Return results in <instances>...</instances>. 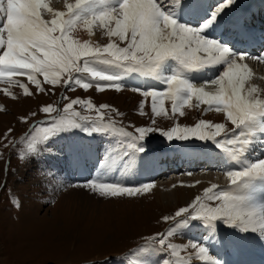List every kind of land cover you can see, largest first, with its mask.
<instances>
[{
	"label": "snow or ice",
	"instance_id": "snow-or-ice-1",
	"mask_svg": "<svg viewBox=\"0 0 264 264\" xmlns=\"http://www.w3.org/2000/svg\"><path fill=\"white\" fill-rule=\"evenodd\" d=\"M235 2L219 0L209 14L202 0H74V3H66V11L54 9L47 0H0V81L18 85L25 95L33 93L17 77H25L35 85L37 92L46 91L44 84L55 86L61 83L68 90H74L76 86L88 90L95 85L98 91L106 88L119 91L123 87V78L137 73L162 77L166 85L164 89H132L145 98H151L153 125L155 117L169 114L165 108L166 99L171 101L173 116H184L182 109L185 105L197 108L205 105L204 112L214 109L225 114L224 122L200 119L194 126L177 124L162 132L169 141L211 140L240 166L234 170L224 169L230 178L228 188L212 184L203 189V195H196L173 215L163 216L164 221L174 226L166 233L147 237L145 245L137 250L139 252L154 245L179 257L178 249L190 247L195 252L189 253V260L184 264H190L192 255L201 264H221L205 244L178 245L171 242L170 238L176 231L194 219L212 231H215L216 221L222 220L241 231H255L264 239V200L257 199L255 195L257 182L264 181V158H246L249 148L257 141L258 133H264V96L256 85L249 83L251 72L244 63L248 58L264 62V54L250 57L245 52L236 53L203 34L224 9L232 7ZM166 4L192 15L202 13L207 19L202 16L203 22L198 26L180 23ZM43 13L52 18L45 19ZM78 27L85 28L89 34L94 28H99L109 37V42L101 46L89 40L81 41L76 36ZM169 60L175 61L176 67L165 75ZM220 64L224 65L223 71L203 84L197 85L187 78L188 72ZM102 66H110L116 71ZM78 103L85 102L77 98L64 105V112H70L71 116H61L60 110L51 104L42 106L41 111L47 114L48 119L39 121L33 126L34 131L22 138L26 146L19 152L20 158L27 161L38 156L51 137L80 129L89 135L100 133L120 137L117 148L109 151L101 166L107 169L119 163L128 167L137 154L144 152L145 138L162 131L154 126H140L133 132L117 127L114 122L105 123L101 110L111 107L106 104L97 108L98 119L81 117L73 107ZM86 106L89 109L95 107L90 101ZM140 108L143 110L144 101H141ZM229 122L232 127L227 126ZM260 142L264 143V137ZM117 151L118 160L112 157V152ZM71 186L108 198L135 197L153 187L150 182L125 185L107 179H90ZM161 264L173 262L165 259Z\"/></svg>",
	"mask_w": 264,
	"mask_h": 264
},
{
	"label": "rangeland",
	"instance_id": "rangeland-1",
	"mask_svg": "<svg viewBox=\"0 0 264 264\" xmlns=\"http://www.w3.org/2000/svg\"><path fill=\"white\" fill-rule=\"evenodd\" d=\"M47 2L57 3L58 6L61 0H47ZM257 3L264 8V0H256L251 9L231 13L228 11L226 14L224 23L229 22L243 11L248 14L241 21L239 29L235 26H230L228 29L238 42L247 43V39L252 38L249 37L248 24L251 23H249L251 20L253 23L257 20L255 17L254 19L251 18V10H256ZM249 5V0H242L241 8H248ZM210 8L208 7L207 10ZM43 16L46 19L47 13H43ZM206 17L204 16L203 19ZM200 19L196 21L197 23L188 22L198 26L199 23L203 22L202 17ZM224 23L222 26L226 25ZM259 25L264 29V23ZM94 32H96V39L92 42L93 44L102 46L109 42V37L102 30L95 28ZM263 32L257 28V34H254L252 38L257 40L258 46L264 41L260 40L261 37H264ZM217 34L219 35V33ZM217 34L212 38H216ZM223 41L222 43H232L229 40ZM248 63L250 70L259 75L254 80L255 84L264 87V78L262 80L260 76L264 74V68L254 61H248ZM102 67L109 71H116L110 66ZM127 77L137 80L140 77L150 78L152 76L130 73ZM127 77L123 78V87L119 91L114 88L98 91L95 85L88 90H84L80 86H76L74 90H68L61 83L55 86L44 84L45 92H37L35 85L27 81L25 77H17L28 85L32 95H25L23 89L16 84L10 85L0 81V264H145V262H151L153 256L156 258V263L159 260L162 262L165 259H170L173 264H179V259L154 245L148 246L143 252L137 250L145 245L147 237L157 233H166L170 227L174 226L171 222L164 221L163 216L173 215L179 207L186 206L191 202V198H181L180 190H188L189 185H183L184 182L178 178L186 177L185 174H190L191 171V173L200 171L202 165L198 163L195 166L192 165V170L189 168L185 170L182 167L185 165L183 160L185 155L194 154L195 156V153L199 152L202 159L199 161L203 164L209 154L221 155L223 161L226 162V159L223 158L225 153L211 140L205 141L209 146L200 151L192 150V152L190 149L178 147L180 149L177 151L179 154L173 155L168 152L166 143L170 144L180 140L169 141L162 132L168 131L177 124L188 127L194 126L201 117L196 112H184V116L178 114L173 116L171 103L168 102L170 100L166 99L165 108L169 114L155 117V124L153 125V114L148 107L150 97L145 98L141 94L136 102L133 95L137 92L132 94L126 90L131 92L133 88L143 85L140 81L138 82L141 85L135 83L134 80L127 81ZM40 79L43 80L42 77ZM145 86L149 88L148 85ZM5 89L7 92L4 91ZM123 90L125 91L123 92ZM77 98L85 102L73 106L74 111L80 112L81 117L98 119L97 108L101 104H106L111 107L101 110L104 113L105 123L114 122L117 127H124L133 132L135 127L140 126H154L162 130L149 134L143 141L145 150L140 154L147 157L146 161L148 167L151 168V174L147 172L146 175L145 172L137 171L139 177H133L134 179L131 181H122L104 178L102 175L94 177L91 174L89 176L84 171L82 172L83 169L79 171L77 167L73 168L75 165L72 163V156H78L77 146H82L80 151L85 159L84 155L92 152L91 146L94 144L93 155L95 158L93 162L96 165L104 159V154L109 152L110 148L118 144L120 140L118 136L107 134L93 133L89 135L80 129L61 132L51 137L43 145L41 154L38 156L27 161L20 158L19 152L26 146L22 138L34 131L33 126L38 125L39 121L48 119L47 114L41 111V107L51 104L60 110L61 116H71L70 112H64V105L69 103L71 99ZM88 101L95 107L87 108L86 102ZM141 101H144L143 110L140 108ZM33 113L36 115L33 116ZM24 118L27 120L25 121ZM77 119L79 120V118ZM81 122L87 123L89 121ZM39 126L43 127L44 125ZM227 126L232 127L230 123ZM197 140L199 139L190 138L188 141L192 145V142H197ZM12 142H15L14 145ZM253 147L255 148L252 152L259 154L255 155L256 159L264 158V145L260 142ZM155 156L161 159V162L165 161V165L157 166L156 161L153 162ZM92 158H90L91 162ZM64 160L69 161L72 166L69 168L70 164H66L67 171H58L62 169ZM151 162L152 166H150ZM169 163L174 167L173 171L167 168ZM94 165H89V169L92 168V171L96 172L93 170ZM147 170L149 171V169ZM70 171L72 172L71 176H73L71 179H75L73 181L68 179ZM140 174L142 175L140 176ZM67 175L68 177H66ZM156 175L159 176L156 177ZM221 175H224L223 179L230 180L225 174L221 173ZM90 179L120 181L125 185H140L150 182L153 187L147 193L135 197L108 198L101 197L86 189L83 190V188L71 186ZM154 187L158 191H155ZM223 188L226 187L223 186ZM77 189L87 193L83 196L84 194H80ZM164 191L171 194V197L161 198L160 194ZM88 196L91 199H88ZM215 225L218 231H221L219 233H227L239 242L240 237H244V239L246 237V234H242L241 230H237L235 226L226 225L222 220H217ZM194 226L202 229L206 227L200 220L194 219L189 224L181 226L170 238L171 242L176 244L180 237L190 236L187 234H192L190 239L195 240L194 235L197 232L194 230ZM201 237L200 234V238L197 239L201 240ZM261 240L259 246L255 245L254 248L259 250L264 248V242ZM249 242V247L242 244L231 255L222 254L220 258L224 262L221 264L251 262L249 251L253 250L252 244L257 242L253 243L251 240ZM228 247L232 249L234 247L233 242ZM155 253L156 255H154ZM258 254L260 255L259 251ZM260 256L264 261V251ZM161 262L157 264H161Z\"/></svg>",
	"mask_w": 264,
	"mask_h": 264
},
{
	"label": "bare ground",
	"instance_id": "bare-ground-1",
	"mask_svg": "<svg viewBox=\"0 0 264 264\" xmlns=\"http://www.w3.org/2000/svg\"><path fill=\"white\" fill-rule=\"evenodd\" d=\"M209 1H211V0H202L203 7L205 9L208 8V7L206 8L205 6L210 4ZM48 3L54 9H57V10H60V11H66V3H74V0H63V1L61 0L60 4L58 6H57V3L56 4L55 3L51 4L50 2H48ZM241 5H242V0H236V2L234 4V6L232 7V9H229V8L224 9V11L217 17V20L207 30H205V32L203 34L205 36H207L208 38H212L217 33H219V35L217 34L216 38H212V39H215V40L219 41L221 44L226 45L230 49H240L239 53L240 52H246V53H248L250 55V57H256V56H259L261 54H264V41L259 47H256V46H258L257 40H253L252 39L254 37V34H257L256 33L257 32V28H258V30H261V28H262L261 25H259L260 22L258 20H256L254 23H252V27H250L251 26L250 25L249 28H248L249 37H252V38H248L247 39V43L238 42L235 39V37H233V34L230 33V31L228 30L230 26H235V27H237L239 29L241 21L245 17H247V15H248L246 11L245 12L243 11L242 13H238V15L236 17H234L232 20H230L229 22H225L224 23V21L226 20L227 12L228 11L230 13L233 12V11H239L240 12V11L243 10L241 8ZM170 6L171 5H167L166 4V8L167 9H171L175 13V15H176V17H177V19H178V21L180 23H185V24H190L189 22L197 23L196 21L199 20L200 17H202V15H203L202 13L196 14V15H192V14H189L187 12H183L181 10V8H179V7H172L171 6V8H170ZM249 9H251V8H249ZM210 11H211V9L208 10L209 14H210ZM51 18L52 17L49 14H47V18L46 19L50 20ZM223 23L226 24V25L222 26ZM222 28L226 29V30H224V32H221ZM94 31H95V28L93 30V33L89 34L88 31L85 28L78 27V29L76 31V36L81 41L89 40L91 42H94L95 39H96V32H94ZM225 32H227V33L225 34ZM223 40H226V41L229 40L232 43H229V42L228 43L227 42L222 43V42H224ZM260 40H264V37H261ZM248 61H254V62L258 63V64H261L262 67L264 68V62H262L260 60H257V59L248 58V59H246V62L244 61V63H246L248 65L249 70H250V64L248 63ZM175 67H176V62L173 61V60H169L166 63V67H165L166 71H165L164 74L165 75L170 74V71L173 70ZM223 68H224V65L220 64V65H217L215 67H207V68H203L201 70L191 71V72L186 73V75H187V78L190 79L193 83H195L197 85H200V84H203L205 80L214 78L217 73L219 75V73L221 71H223ZM250 72H251V76L249 78V83L256 85L254 80L257 79V77H259V75L257 73H254L251 70H250ZM218 75H216V76H218ZM260 76H261V79L263 80L264 74H262ZM127 78H126L127 81L134 80L133 78L132 79L129 78V77H127ZM24 81H26V80H24ZM134 81H135V83H138V84H139L138 81H140L142 83V85H143L142 87H144V88H147L145 85H148V87H154V88H157V89H164L166 87V85L163 82V78L162 77L161 78L154 77V79H153V77H150V78L140 77V78H138L137 80H134ZM139 85H141V84H139ZM4 86L6 87V85H4ZM256 86H257V88L259 90H261V95L264 96V87H262V86L260 87V85H256ZM206 87H207L208 90H213L211 88V86H206ZM124 91L125 90H123V92ZM126 91L128 93H132V94H134L133 92H135L133 90L131 92H130V90L129 91L126 90ZM104 94H106V93H104ZM140 95H141V93L134 94L133 95V99L137 102L138 97ZM165 102H167V101L165 100ZM168 102L171 103V101H168ZM193 103H195V101H193ZM148 107H149V109L151 111V98H150V102L148 104ZM205 107H206L205 105H200L198 108L197 107H190L189 105H185L184 108L182 109V111L183 112H187V113H191V112L195 113L196 112L201 117V119L211 120L214 123H219V122H224L225 121V114L217 113L214 109L209 110L207 112H204L203 109ZM262 137H264V133H258L257 141L255 143H253V145L249 148L248 152L246 153V158L248 160H255L256 159V156H257L258 152H252L253 149L255 148L253 146L255 144L260 143V138H262ZM262 145H264V143H262ZM117 146H118V144H116L115 146L111 147L110 149L112 150L114 148H117ZM80 147H82V146H80ZM80 147L77 146V148H78L77 155L78 156L77 157H75L74 155L72 156V163H73V165H75L73 168L77 167V169L79 171L81 169H83L82 172L84 171V173L85 174H89V176L91 174H93L94 177L102 175V177H104V178H109V179H113L114 178L113 180L116 179V180H122V181L123 180L131 181L132 179H134L133 177H135V178H136V176L139 177L137 175V171H139L140 173H144L145 172L146 175H147V172L148 173L150 172V174L152 173L151 168L148 167V165H147V161H146L147 157L145 155H143V154H140V153L137 154L135 159H134V161L132 162V164L130 166H128V167H125L124 165L119 164V163H115V164L112 165V167L105 169V168H102L101 161H106L107 160V155H108L109 152L104 154V156H103L104 159L103 160H101L99 163L94 165L93 160H94L95 157L93 155V149H94L95 145L92 144V146H91L92 152H89L87 155H84L86 157L85 159L83 158V155L81 154ZM195 154H196L195 156H194V154L193 155L186 154L184 159H183L185 165H183L182 167H184L185 170H187L188 168L190 170H192L191 169L192 165L195 166V164L200 163V165H202V168H201L200 171H193L195 174L191 173L192 172L191 171V172H189L190 174H185L186 177H179L178 178V180H181L182 182H184V183H182L183 185H187V184L189 185V189L188 190H186V189L185 190L184 189L180 190L181 191L180 192L181 198H183V199H185V198L186 199H188V198L193 199V198H195L196 195H203V189L207 188V187H210L212 184H216L218 186H221V187L224 186V187L228 188L229 185H230V180L223 179L224 175H221V173H223V174H225V176H227L226 172L224 171V169H233L234 170V169L238 168L240 166V164L237 163V162L231 161L229 158H225L226 159V162H225V161H223L221 155H217V154H209V157L207 156L205 158V160H204V163L202 164L199 161L201 159V153H199V152L197 153L196 152ZM91 157H93L92 158V162H91V159H90ZM112 157L118 160L119 152L118 151L117 152H112ZM74 158H78V159H74ZM217 160L221 161V162H224L225 165H223V164L219 165L217 163ZM154 161H156L155 164L157 166L159 165L161 167V166L165 165V161L161 162V159L156 158V156L153 158V162ZM66 164H70L68 166L69 168L72 166L69 161H65L64 160L62 162V165H63L62 169H59L58 171L66 170L68 168V167H65ZM89 165H94L93 166V170H95L96 172L92 171V168L89 169ZM150 166H152V162L150 163ZM147 169H149V171ZM71 174H72V172L69 174V178L68 179L73 181L75 179H71V178H73V176H71ZM141 175L142 174H140V176ZM66 177H68V175ZM161 185H163V184H161ZM76 188H80V187H76ZM83 190H85V189H83ZM154 190L158 191V190H156L155 187H154ZM79 192H80V194H84L83 196H85V193H87V192H82V191H79ZM160 195H161V198H165V199L168 198V197H171V194H169L167 191L166 192L165 191L161 192ZM255 195H256L257 199L264 200V198H263V195H264V182H262V183L261 182H257V190H256ZM88 197H89L88 199H91L90 196H88ZM194 230L197 232V234L194 235V238H196L195 240L194 239H190L192 234H187V235H190V236H187V237L185 236L184 238L180 237V239H178L176 244H178V245H180V244L190 245V243H192V242H199V243L205 244L209 248L210 254L212 256H214L217 260H219L221 263L224 262V260L222 258H220V256L222 254L223 255H231L232 253L235 252L237 247H240L243 244V243H241V241L239 242V241L233 239L232 237H230L227 233H219L221 231H218V228H217L216 225H215V231H212L209 226H206L203 229L201 227L194 226ZM237 230H239V229L237 228ZM241 233L242 234H246L245 239H246V242H247V246L243 244L245 247H249L250 246L249 240L253 241V243L257 242L254 245L252 244V249L253 250L250 251V253L252 252V254H250V258L249 259H251L252 261L251 262H246V264H264V261H263V259H261L262 257L260 256L261 254H263L264 248H261V250H259L258 248H254L255 245L259 246V241L262 239L261 235L258 234L255 231H245V233H244V231H241ZM200 234L202 235V237H201L202 239L201 240L197 239L198 237L200 238ZM261 241L264 242V239H262ZM232 242H233V246L234 247H232V249H229L228 246L230 244H232ZM227 243H229V244H227ZM258 251H259L260 255L258 254ZM178 252H179V257H176V256L175 257H176V259H179V264H184L185 261L189 260V253L190 252L194 253L195 250L191 249L190 247L187 250H185L183 248H180V249H178ZM254 253H255V255H254ZM181 258H183V259H181ZM151 259H153L152 260L153 262L149 261L150 263L147 262L148 264H151V263L152 264L153 263L157 264V263L161 262L159 260L156 263V260H155L156 258L154 256ZM147 263L145 262V264H147ZM190 264H201V262L196 259L195 255H192L191 260H190ZM241 264H243V263H241Z\"/></svg>",
	"mask_w": 264,
	"mask_h": 264
}]
</instances>
